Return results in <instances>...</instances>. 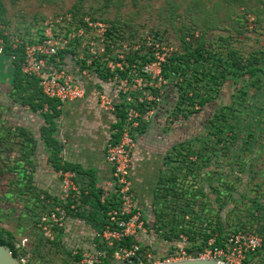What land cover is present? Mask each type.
Masks as SVG:
<instances>
[{
	"label": "rangeland",
	"instance_id": "1",
	"mask_svg": "<svg viewBox=\"0 0 264 264\" xmlns=\"http://www.w3.org/2000/svg\"><path fill=\"white\" fill-rule=\"evenodd\" d=\"M0 7V33L7 42L10 41V45L15 40L30 42L38 32L40 23L46 19L72 14L77 20L88 17L92 22H103L110 27L114 25L119 31L116 34L121 38L115 41L117 46L113 49L106 48V53L115 56L116 52H121L126 60L127 56L135 55L133 65H138L140 57L149 53L151 47L146 44L147 38L157 33L159 43L172 47L173 53H183L185 42H190L194 44L192 48H209L223 55L221 66L230 59V52L238 60L236 63L240 65V62H245L240 67H247V62L254 55L257 59L255 64L264 68V0H0ZM250 17L254 20L251 21ZM204 49L200 50L203 52ZM103 63L100 73L105 76L107 69ZM216 70L215 65L211 66L208 78L214 77ZM11 72L10 58L0 54V135H7L10 132L8 128L19 126L28 131L35 142L28 162H23L18 153L19 144L25 143L23 137L18 136L19 142H16V138L13 142L8 141L9 146L14 144L9 155L3 151L4 143L0 144V154L3 159L6 158V164L17 165V170L21 168L27 171V175L22 176V171L0 170V229L7 231L17 244L23 246L21 248L27 255L22 264H26L29 258L31 264H69V252L73 251L74 245L85 244L89 237L86 236V223H77L75 231L78 233L72 232H82V235L67 236L55 246L47 244L41 237L37 221L53 209L51 204L54 203L49 201L50 193L57 194L58 182L55 174L51 173L49 155L41 141V115L33 114L28 107L21 105L19 95L13 91ZM96 77L99 83L107 81V78L102 80ZM258 77L260 88L250 85L240 72L235 78L228 75L220 87V95L210 92L216 84L220 85L219 76L216 84L202 80V95H211L212 98H208L209 101L203 106L194 104L191 109L187 108V104L180 105V112L176 109L173 111L177 99L174 90L164 87L156 94L146 91L147 95H151L149 97L156 99L154 105H149L154 110L150 121L160 111H163V120L167 121L166 135L169 138L164 145L171 151V157L165 175H170V178L177 175L176 182L169 185L164 184L168 182L164 176L161 196L165 194L166 186L171 192H166L165 198L156 200L155 205V209L163 211L168 220L173 213L182 214L181 209L188 212L187 217L194 216L193 210L197 215L204 212L212 218L213 225L216 223L215 217H220L222 233H225L229 217L244 219L249 216V211L252 212V207L247 205H252L251 200L254 194L256 197L257 190L251 188L257 183L261 187L264 185V74ZM98 94L99 90L97 99ZM244 102L249 106L250 113L240 108L238 112H233L235 119L230 126L235 137L222 146L218 144L216 148L213 137L215 129L209 123L210 119L220 123L222 119H215L216 113L224 111V117H228L232 106L238 103L244 105ZM227 121L231 123V119L227 118ZM11 131L15 133V130ZM229 143L230 148H225ZM192 152L205 153V160L198 159V155L194 156ZM182 160L188 168L177 170ZM193 168L195 172L190 171ZM254 174L256 180H253ZM30 178L37 190L23 188V194L19 195L17 190L21 183H26ZM192 185L200 189L198 199L206 204L190 209L186 207L189 200L186 194ZM178 192L183 194V199L173 198V194ZM256 200L264 204V196L259 193ZM221 201L224 203L219 204ZM53 206L57 207L59 203ZM200 219L203 220L202 217ZM193 224L198 226L196 228H205L202 221ZM170 225L171 222L167 223L166 228ZM156 240L163 243L160 239ZM258 255L251 263L264 264V248Z\"/></svg>",
	"mask_w": 264,
	"mask_h": 264
},
{
	"label": "built area",
	"instance_id": "2",
	"mask_svg": "<svg viewBox=\"0 0 264 264\" xmlns=\"http://www.w3.org/2000/svg\"><path fill=\"white\" fill-rule=\"evenodd\" d=\"M110 29L103 22H92L88 17L77 20L72 14H67L48 18L40 23L31 42L15 40L11 44L12 49L23 45L21 71L24 75L38 80L39 88L47 99L61 103L84 99L86 89L77 77H87L88 68L97 61L100 64L104 62L106 72L111 75L106 82L102 81L104 85L99 88L98 107L115 114L116 106L121 102L126 106L124 122L117 129V139L109 141L105 146V158L113 170L109 186L114 195L115 206L106 212L104 226L94 233L97 247L101 245L103 249L87 252L73 250L72 256H77L80 252L81 257L72 264H132L124 263L132 258H137L136 264H164L191 259H213L219 264H245L248 257L262 247L261 237L251 230L230 233L219 244L217 234L205 240L197 238L195 242H191L188 235L180 233L172 241L162 240L164 247L159 253L147 251L140 256L141 247L137 239L150 233L156 238L157 236L147 227L136 206L129 177L133 163L132 152L137 130L149 122L154 114L149 105L156 99L149 97L151 95H147L146 91H159L167 86L163 77V65L174 50L150 36L147 38L148 43L146 42L151 47L146 55L149 60L133 65L128 63L121 52H116L115 56L106 53V48L111 50L117 46V38L109 36ZM3 48V39L0 38V54H3ZM68 52L72 55L67 54ZM61 55L64 59H61ZM68 58L73 63V71L79 74L68 70L67 62L64 64ZM13 59L14 56H11L10 60ZM120 72H126V76H120ZM56 174L60 179L62 204L39 217L37 221L41 237L49 242L55 240L70 215L77 212L80 199V192L74 183L75 173L59 170ZM105 199L106 196H102L101 203ZM69 202L68 212L63 205ZM16 246L20 248L19 244ZM108 250H112L111 253ZM25 258L20 261L23 263Z\"/></svg>",
	"mask_w": 264,
	"mask_h": 264
},
{
	"label": "trees",
	"instance_id": "3",
	"mask_svg": "<svg viewBox=\"0 0 264 264\" xmlns=\"http://www.w3.org/2000/svg\"><path fill=\"white\" fill-rule=\"evenodd\" d=\"M1 8V7H0ZM249 19H251V21H253L254 19L252 17H250ZM116 32H119L118 29H116V27L114 25L111 26V29L109 31V36L110 37H116L121 38L120 35H117ZM151 35L154 36V38L159 42V37L157 35V33H152ZM3 36L0 33V38H2ZM193 38V36H191ZM3 44H4V48H3V54L4 56L7 57H11L14 56V59L11 61V66H12V72H11V79H12V87H13V91L19 95V99L21 100V105L22 106H26L28 107V109L32 112V113H38V112H42L44 108H46V112L42 113L43 119H44V125L40 128V136H41V141L43 142V145L46 149V151L48 152L49 155V163L53 169L54 172H58L59 170H71L70 166L61 164V158L59 157V151H60V147L58 146L53 133L55 131V122L54 119L57 116L58 112L56 110V106L58 103V100H49L46 97H44V95L42 94L41 89L39 88V83L38 80L33 78V77H28L26 75H24L21 71V64L23 62V45L18 46L16 49H12V46L10 45V41L7 42V40L3 37ZM31 42V41H30ZM22 43H26V42H22ZM192 46H194V44L191 45L190 42H185V51L183 53H173L171 57H169L166 62L163 65V77L165 78V80L167 81V88L168 89H172L176 92L177 94V99H176V103L174 105V109H176V111L180 112V105H185L187 104V108L191 109L192 106H194V104H198L203 106L204 103H206L208 100V98H212L211 95H205L201 93V84L200 81L204 80L206 83L209 80L210 82H208V84H216L217 80H218V76L221 79V83L219 86H217V84L211 88L210 92H213L214 95H216L217 93L220 95L221 93H219L221 91L220 87L222 86V84L224 83L225 79L227 78L228 75L233 76V78L237 77V74L240 72V74H243L244 77L246 78L245 80L247 82H249V84L251 85H257V88H260V84H259V75L262 73L264 74V68H261L260 66H257L256 63V58L254 57V55L252 56V59L247 62V67L243 66L240 67V65H243L244 63L240 62V65L238 63H236V61H238L233 55H231V53L229 52V56L230 59L226 60L224 65H222L223 62V55H218L219 53H214L212 52L211 49L206 48L204 49L203 47H198V48H192ZM200 49H204L203 52ZM232 51V50H230ZM67 54L72 55V53L68 52ZM135 56V55H134ZM132 57L131 55L127 56V61L130 64H133V62L135 61V57ZM61 59H64V56L61 55ZM67 61L70 60L69 58L66 59ZM140 60L142 63L147 62L149 59L147 58V56H142L140 57ZM64 64H66V62ZM215 65L216 73L214 74V77H210L208 78L209 75V71L211 66ZM246 65V64H245ZM221 66V67H220ZM85 68V64H83L82 69ZM101 64L100 62H93V64L91 65L90 69L88 68V74L90 73H95L96 76H98L100 79H106L109 78L111 75L109 74V72H107V75H102L100 72L101 71ZM71 71V70H69ZM92 71V72H91ZM127 71H129V69H127ZM72 72H74L72 70ZM261 72V73H260ZM99 73V74H98ZM260 73V74H259ZM120 76L124 77L126 76V72H120ZM218 90V92H217ZM153 94H156L157 91L156 90H152L151 91ZM156 92V93H155ZM206 93V91H205ZM27 94V95H26ZM209 96V97H208ZM151 104H155V101H153ZM46 105V107H45ZM249 107L248 105H246V102H244L243 104L238 103L237 106H232L231 109L229 110L230 114L228 115V117H224L226 115V113L224 111H222L220 114L216 113L215 115V119L221 118V122L220 123H215L216 121L210 119L209 123H212L215 131L213 133V137L216 140V148L217 145L220 144L221 146L224 145L226 143L227 140L229 139H234L235 135L232 133L231 131V126L233 125L232 121L233 119H235V117H233V112H238L239 108L242 109L243 111H245L247 114L250 113V111L248 110ZM124 108L125 105L123 104V102H121L118 106H116V113L114 115H116L117 119H118V127L117 129L120 128V126L123 124L124 122ZM141 108H144V106H141ZM238 108V109H236ZM176 113V112H175ZM224 117V118H223ZM214 118V117H213ZM227 118L231 119V123H229L227 121ZM221 124L225 125L222 126ZM143 126H140L139 129L137 130V133H139L142 129ZM229 126V127H228ZM9 127V126H8ZM3 132L5 131L4 129H2ZM8 134L4 135L1 134L0 135V144L4 143V147H3V151L5 154H10L9 152L11 151V149L13 148L14 144L12 146H9L10 143L9 142H13L14 139L16 140V142H19L17 139L20 137H23L25 139V143H21L19 144L20 149L18 150L19 156L20 158L23 160V162H28L30 160V157L32 156L31 154L34 152V142L35 140L33 139V137L31 136V134L22 129L21 127L17 126L14 128H8L7 129ZM11 130H15V133H13ZM229 133H228V132ZM231 131V132H230ZM224 134V135H223ZM231 134V135H230ZM117 138V137H116ZM115 138V139H116ZM232 140L230 141V143L232 142ZM230 143L227 145H225V148H230ZM194 156L198 155V159L200 158H204L205 160V153L203 154L202 152H192ZM175 154H178L175 152ZM192 155V154H191ZM192 155V156H193ZM3 155L0 154V170L1 172L3 171H10L13 172L15 170H17V165L14 166H9L8 164H6V158L3 159L2 158ZM192 156H189L190 158H192ZM196 158V160H198ZM27 160V161H26ZM191 160V159H189ZM3 164V166H2ZM182 168H188V165L184 164V161H180V164L178 165V167H176V169L181 170ZM22 171V176H26L27 175V171L25 169H18L17 172ZM195 172V168H193L192 170ZM0 172V173H1ZM170 176V175H169ZM167 176L166 181L168 182H164L168 183V185L170 183H175V178L177 177V175H174L173 177H169ZM254 178L253 180H256L257 177L254 174ZM17 177V176H15ZM163 182V181H162ZM255 182V181H254ZM22 186L19 187L18 194H23L22 189L23 188H27L28 191L30 190H37L36 187L33 186V183H31V178L29 179V181L27 180L26 183L22 184ZM229 186L231 187V184H229ZM254 191L257 190L256 192V197L258 198V193L261 194L262 196H264V185L261 187L259 186V184H253ZM168 187H165V194L160 196V199L165 198L166 197V192H171V189H167ZM190 189H188V192L186 195H188L189 200L186 203V207L193 209L195 208V206H200L202 204H206V202H204L203 200H199V190L197 188H194L193 185L189 186ZM26 190V191H27ZM192 190V191H191ZM220 195H222L223 193L220 191L219 192ZM229 194V193H228ZM183 194L181 192L178 193H174L173 194V198H182L183 199ZM86 195H84L83 191L81 190L80 193V201H82V199L85 197ZM40 197V195H38V198ZM254 194V197L251 200L252 205H247L252 207V212L249 211L247 214L249 216H247L244 219H231V217H229V219L227 220L228 223V227H226V232H223V227H222V223H221V219L220 217L216 218L215 217V221L214 225L212 224V218L208 216L207 213L202 212L200 215H197L196 212L193 210V215L191 217H187L188 213L187 211L184 212V209H181L180 211L182 212V214L180 213V215H175L174 213L171 215V217L166 218V214L163 211H159L157 210V215L155 217V223L153 225V230L156 233V236L158 239L163 240V241H172L174 239L178 238V235L180 233H185L186 235H188L189 239L191 242H195L194 240L199 238V239H206L208 237H210L211 235L217 234L219 237L218 240V244L221 242V240H223L226 236H228L230 233L233 232H238V231H246V230H251L254 231L258 236L261 237L262 239V247L260 249H258L254 254H252L251 256L248 257L247 261H245V264H253L252 259L256 258L259 253V251L261 252V250L264 248V215H262V210L264 207V204L262 203V201H257ZM37 198V200H38ZM96 198V204H97V208L100 209V211L102 212L103 216L101 218V220L99 219H95L92 221H87L88 224H91L92 227H94V229L96 231H99L104 224L106 223V212L111 208L115 206V203H113L114 201V195L111 191V194L108 195V197H106L104 203H101L100 200V193L95 197ZM50 200V199H49ZM51 201V200H50ZM181 201V200H180ZM227 201V199H226ZM230 202V201H229ZM52 203H54L55 205H57L59 203V205L62 204L61 201L57 200L56 198H54L52 200ZM224 201H221V203L219 204H223ZM51 204V208H55L53 205ZM69 204L63 205L69 212ZM52 209V210H53ZM183 210V211H182ZM78 211H79V205H77V212L75 214H73V216H78ZM204 211V210H203ZM49 211H47L48 213ZM200 217L203 218V220L200 219ZM248 219V220H247ZM247 220V221H245ZM195 221H202V225L205 226V228H196L198 227L197 225L193 224ZM90 222V223H89ZM171 222V225L168 226V228H166L167 223ZM219 222V223H218ZM152 230V229H151ZM131 241V239H130ZM47 244L49 245H57L59 244V235L56 236L55 240L52 242L46 241ZM0 245L1 246H7L8 248H10L11 254L13 255V257L18 258L19 260H21L23 257H26L27 253L26 251L20 247L17 248V243L13 240L12 235H10L7 231L1 230L0 229ZM141 251H140V256L145 255V253L151 252L153 253V251H150L149 247H145V246H141ZM98 249H103V247L101 245H98L97 247ZM112 250H108L109 253H111ZM81 257V253L79 252L77 256H72L71 252H69V259L70 262L69 264H72L73 261L79 260ZM29 258V257H28ZM26 264H31L30 263V258L27 261Z\"/></svg>",
	"mask_w": 264,
	"mask_h": 264
},
{
	"label": "crops",
	"instance_id": "4",
	"mask_svg": "<svg viewBox=\"0 0 264 264\" xmlns=\"http://www.w3.org/2000/svg\"><path fill=\"white\" fill-rule=\"evenodd\" d=\"M72 64L71 60H68L66 64L71 72L74 68ZM73 74L79 73L74 72ZM77 78L80 79V84L86 89V96L84 99L75 102L61 103L58 101L56 106L58 114L54 119L55 131L53 136L60 147L61 164H67L71 167L75 173L74 183L78 191L81 193L82 190L86 196L82 201L79 199L78 216L70 215L65 227L58 231L57 235H59L60 243L67 236L82 235V232L77 234L75 227L77 223H86V236H89L87 241L85 244L74 245L72 250L87 252L97 249L94 240L96 230L87 221L101 220L103 216L100 209L97 208L95 197L99 193L100 199L102 196L108 197L107 195L111 194L112 191L109 185L113 170L106 161L105 146L109 141L117 139L118 119L116 115L98 108L97 93L103 83H99L96 75L90 73L87 77ZM106 89L104 88V90ZM44 112H46V108L42 112H38L39 116L41 115L43 125L42 113ZM162 112L156 114L155 119L146 122L144 129L137 133L136 146L132 154L133 163L129 173L137 209L142 213L148 228L152 229L154 233L152 227L158 213L155 209L156 200H159L162 194L161 181L164 176L166 177L165 174L170 165L169 158L171 157V151L164 145L169 136L166 135L168 134V132L166 133L168 126L167 121L162 118ZM50 168L51 173L56 175L54 178L58 182V192L57 194L55 192H53L55 194L50 193V200L56 198L60 201V179L56 174L57 172H54L52 167ZM47 184H50L48 185L50 188L52 187L50 182ZM148 222H151L152 225ZM72 232L77 233L72 234ZM156 239L155 235L150 233L146 237H139L137 241L141 246L149 247L154 253H159L164 246ZM20 247L23 248V246Z\"/></svg>",
	"mask_w": 264,
	"mask_h": 264
},
{
	"label": "water",
	"instance_id": "5",
	"mask_svg": "<svg viewBox=\"0 0 264 264\" xmlns=\"http://www.w3.org/2000/svg\"><path fill=\"white\" fill-rule=\"evenodd\" d=\"M132 264L137 263V258H132L129 261ZM0 264H22V262L16 258L13 257L11 254L10 248L7 246H1L0 245ZM164 264H219L217 261L213 259H191V260H185V261H177V262H171V263H164Z\"/></svg>",
	"mask_w": 264,
	"mask_h": 264
}]
</instances>
